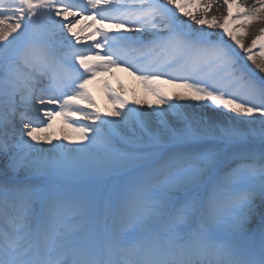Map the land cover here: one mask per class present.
<instances>
[{
    "label": "snow or ice",
    "instance_id": "obj_1",
    "mask_svg": "<svg viewBox=\"0 0 264 264\" xmlns=\"http://www.w3.org/2000/svg\"><path fill=\"white\" fill-rule=\"evenodd\" d=\"M214 2L0 0V264H264V0Z\"/></svg>",
    "mask_w": 264,
    "mask_h": 264
},
{
    "label": "bare ground",
    "instance_id": "obj_2",
    "mask_svg": "<svg viewBox=\"0 0 264 264\" xmlns=\"http://www.w3.org/2000/svg\"><path fill=\"white\" fill-rule=\"evenodd\" d=\"M219 3L218 6L216 3H213L212 9H222L218 8L219 6L223 5L222 0H217ZM241 3L251 4L252 0H241ZM210 16H213L212 14H209ZM183 18V17H182ZM187 19V18H183ZM262 22H258L257 24H261ZM78 67V65H77ZM106 82L108 85L113 88L116 91H123L129 96V103L131 105V99L133 98V94L135 93L137 97H140L143 93L142 86L139 84L138 81L134 79L133 76H129L128 73L120 71V70H114V75H101L98 76L96 81L89 86V88H92L94 90V94H92L95 103L97 106L101 109L103 112L104 110L111 107V103L105 94L103 90V83ZM133 107H141L140 105H131ZM75 120V118H73ZM81 123H86L85 121H81ZM54 128L57 132H59L61 135L64 133V125L61 122V118L57 117L53 121ZM64 143H67L66 141H61ZM47 147V145H45Z\"/></svg>",
    "mask_w": 264,
    "mask_h": 264
},
{
    "label": "rangeland",
    "instance_id": "obj_3",
    "mask_svg": "<svg viewBox=\"0 0 264 264\" xmlns=\"http://www.w3.org/2000/svg\"><path fill=\"white\" fill-rule=\"evenodd\" d=\"M218 6V2L217 0H215V2ZM218 8H222L221 6H219ZM209 14H212L213 16H216L218 17L221 22H222V9L218 10V9H212L211 12ZM193 23V26L194 27H206V26H199V25H195L194 22H191ZM238 27V25L236 26ZM264 27V22L263 24H260L259 26H256L255 24H252L251 26L248 27L247 31H248V35L244 38V42H245V45L248 46L251 44V40L259 34V29ZM209 31H212V32H220L221 30L220 29H209ZM227 39V37H225ZM237 51H242L240 49H237ZM254 54L256 55V58H257V61L258 62H261V57H260V49L257 47L256 49L253 50ZM246 58V57H245ZM248 63L250 64V67L255 70V71H259L258 69L255 68V65L251 63V61H248ZM264 75V74H262ZM164 87H167V86H164ZM189 103H193V102H189ZM193 111H196V112H200L201 110L199 108H194L192 109ZM204 114H207V115H211L212 112H211V109H204L203 110Z\"/></svg>",
    "mask_w": 264,
    "mask_h": 264
}]
</instances>
